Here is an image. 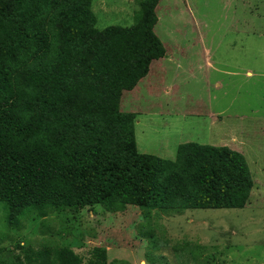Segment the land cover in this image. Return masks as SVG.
Wrapping results in <instances>:
<instances>
[{
	"label": "trees",
	"instance_id": "obj_1",
	"mask_svg": "<svg viewBox=\"0 0 264 264\" xmlns=\"http://www.w3.org/2000/svg\"><path fill=\"white\" fill-rule=\"evenodd\" d=\"M160 1H141L132 27L99 30L93 0H0V213H7L0 225L7 231L63 208L248 206L255 184L244 155L193 143L180 145L174 161L141 154L138 114L121 111L123 94L167 56L154 32ZM45 243L0 264H109L104 248L85 262ZM174 250L210 264L196 244Z\"/></svg>",
	"mask_w": 264,
	"mask_h": 264
},
{
	"label": "rangeland",
	"instance_id": "obj_2",
	"mask_svg": "<svg viewBox=\"0 0 264 264\" xmlns=\"http://www.w3.org/2000/svg\"><path fill=\"white\" fill-rule=\"evenodd\" d=\"M141 1L93 0L97 28L132 27ZM156 12L154 32L167 56L121 101L122 112L138 114V150L170 161L190 143L241 153L255 184L248 206L183 213L63 208L32 217L21 230L0 225V261L51 240L85 262L104 248L109 264H196L174 250L189 243L210 264H264V0H161Z\"/></svg>",
	"mask_w": 264,
	"mask_h": 264
}]
</instances>
